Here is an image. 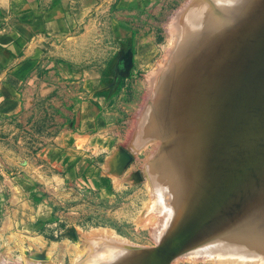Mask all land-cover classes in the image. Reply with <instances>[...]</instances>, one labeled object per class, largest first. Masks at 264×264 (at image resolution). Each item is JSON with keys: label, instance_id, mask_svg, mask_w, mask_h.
Wrapping results in <instances>:
<instances>
[{"label": "rangeland", "instance_id": "rangeland-1", "mask_svg": "<svg viewBox=\"0 0 264 264\" xmlns=\"http://www.w3.org/2000/svg\"><path fill=\"white\" fill-rule=\"evenodd\" d=\"M50 1L62 3L71 30L56 41L67 46L63 56L45 47L53 60L45 71L61 64L65 76L59 90L0 123V260L80 264L75 257L94 245L81 234L88 239L99 232L126 248H151L156 217L147 210L144 166L161 142L149 135L147 145L136 149L133 141L148 102L147 78L168 59L172 17L188 0ZM44 2L38 9L49 0ZM240 3L231 9L245 4L243 14L230 23L214 19L213 28L223 27L221 33L210 28L211 35L227 36L251 23L244 14L252 5ZM21 10L14 7L5 16L12 20ZM177 257L168 264H213Z\"/></svg>", "mask_w": 264, "mask_h": 264}, {"label": "bare ground", "instance_id": "bare-ground-1", "mask_svg": "<svg viewBox=\"0 0 264 264\" xmlns=\"http://www.w3.org/2000/svg\"><path fill=\"white\" fill-rule=\"evenodd\" d=\"M242 1L252 5L244 14L251 23L217 38L213 20L234 21L245 4L231 8ZM169 31L168 59L146 77L148 102L132 144L137 149L149 135L161 142L144 166L156 245L130 249L104 232L81 234L96 245L89 249L87 241V253L73 260L168 264L180 255L187 262L264 264V0H188Z\"/></svg>", "mask_w": 264, "mask_h": 264}, {"label": "crops", "instance_id": "crops-1", "mask_svg": "<svg viewBox=\"0 0 264 264\" xmlns=\"http://www.w3.org/2000/svg\"><path fill=\"white\" fill-rule=\"evenodd\" d=\"M44 3V0H6L4 4L0 0V28L3 29L0 32V123L19 118L24 105L41 101V97L56 88L59 90L57 83L65 76L61 64L57 69L45 71L53 61L45 55V47L56 58L58 54H66L67 46H58L56 41L62 42L60 38L71 30L70 18L64 13L62 3L49 0L47 8L38 9ZM14 7L22 10L12 20L6 18L5 13ZM53 78L56 80L51 82ZM73 97L75 102H83L78 93ZM76 109L79 111L81 106Z\"/></svg>", "mask_w": 264, "mask_h": 264}]
</instances>
